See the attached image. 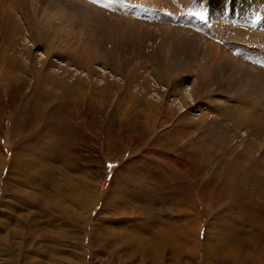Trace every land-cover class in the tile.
Wrapping results in <instances>:
<instances>
[{
	"label": "rangeland",
	"instance_id": "rangeland-1",
	"mask_svg": "<svg viewBox=\"0 0 264 264\" xmlns=\"http://www.w3.org/2000/svg\"><path fill=\"white\" fill-rule=\"evenodd\" d=\"M0 264H264V0H0Z\"/></svg>",
	"mask_w": 264,
	"mask_h": 264
},
{
	"label": "bare ground",
	"instance_id": "bare-ground-1",
	"mask_svg": "<svg viewBox=\"0 0 264 264\" xmlns=\"http://www.w3.org/2000/svg\"><path fill=\"white\" fill-rule=\"evenodd\" d=\"M184 227V231H185V233H189V231H190V229L189 228H186L185 226H183ZM178 230V229H177ZM156 233V232H155ZM163 233V235L164 236H168V235H170V234H173V231L172 230H169V229H167V231H163L162 232ZM162 233H160V234H162ZM158 234V233H157ZM158 236V235H157ZM177 236H179V235H177ZM177 236H174V237H177ZM154 237V236H153ZM180 237V236H179ZM181 238H183V237H181ZM155 239V238H154ZM156 240V239H155ZM155 240H153L152 241V243L153 244H155V248H157V246H156V244H157V242L155 241ZM164 242H166L167 243V241H164ZM199 245H200V243L198 242L197 243V241H196V246L197 247H199ZM177 246V245H176ZM159 247V246H158ZM193 247L194 246H190V249H193ZM164 248V247H163ZM178 248V247H177ZM235 248L237 249L238 247L237 246H235ZM234 248V249H235ZM158 249V248H157ZM157 249H156V251H157ZM159 250H161V249H159ZM143 251V250H142ZM178 251V250H177ZM197 251H198V257L200 256V255H202V260H204V257H206V256H209L210 255V252L205 248V250H200V249H198L197 248ZM230 252H233V250L231 251V250H229ZM237 251V250H236ZM181 252V251H180ZM214 252V251H213ZM238 252V251H237ZM160 253V252H159ZM229 254V253H228ZM228 254H226V255H228ZM234 254V253H233ZM248 254V253H247ZM180 255V254H179ZM185 255V254H184ZM181 256V255H180ZM212 256H215L216 258H218V252L216 251L215 252V255H212ZM228 257H231L232 259H234L235 261H236V258H235V254H234V256H232L231 254H229V256ZM199 259V258H198ZM218 260V259H217ZM221 260V259H220ZM250 260V259H249ZM233 263V262H232Z\"/></svg>",
	"mask_w": 264,
	"mask_h": 264
}]
</instances>
